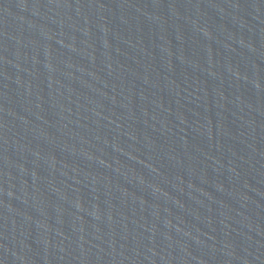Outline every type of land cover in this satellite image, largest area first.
Listing matches in <instances>:
<instances>
[{
	"label": "water",
	"instance_id": "95a60500",
	"mask_svg": "<svg viewBox=\"0 0 264 264\" xmlns=\"http://www.w3.org/2000/svg\"><path fill=\"white\" fill-rule=\"evenodd\" d=\"M0 264H264V0H0Z\"/></svg>",
	"mask_w": 264,
	"mask_h": 264
}]
</instances>
